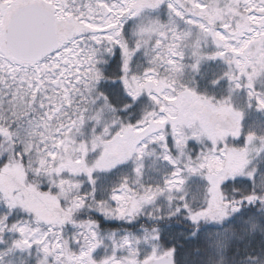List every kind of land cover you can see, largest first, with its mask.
<instances>
[{
  "label": "snow or ice",
  "instance_id": "1",
  "mask_svg": "<svg viewBox=\"0 0 264 264\" xmlns=\"http://www.w3.org/2000/svg\"><path fill=\"white\" fill-rule=\"evenodd\" d=\"M252 113V122L245 120ZM264 0H0V264H264Z\"/></svg>",
  "mask_w": 264,
  "mask_h": 264
},
{
  "label": "trees",
  "instance_id": "2",
  "mask_svg": "<svg viewBox=\"0 0 264 264\" xmlns=\"http://www.w3.org/2000/svg\"><path fill=\"white\" fill-rule=\"evenodd\" d=\"M252 116V113L248 114L245 120L246 126L252 122ZM252 223L254 227L250 229V234L264 235V225L261 224L260 219L256 218ZM204 228L205 243L201 245V250L204 252V256L201 258L203 264H229L234 238L230 233L234 232V229L225 231L217 226L207 224L204 225Z\"/></svg>",
  "mask_w": 264,
  "mask_h": 264
},
{
  "label": "rangeland",
  "instance_id": "3",
  "mask_svg": "<svg viewBox=\"0 0 264 264\" xmlns=\"http://www.w3.org/2000/svg\"><path fill=\"white\" fill-rule=\"evenodd\" d=\"M207 225H209V226H216V225H214L213 223H211V222H209V223H206Z\"/></svg>",
  "mask_w": 264,
  "mask_h": 264
}]
</instances>
